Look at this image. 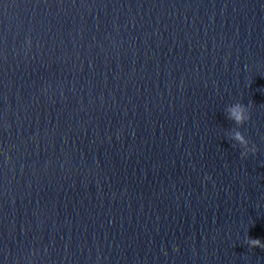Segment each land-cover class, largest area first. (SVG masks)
Returning a JSON list of instances; mask_svg holds the SVG:
<instances>
[{"label": "clouds", "instance_id": "9594fccd", "mask_svg": "<svg viewBox=\"0 0 264 264\" xmlns=\"http://www.w3.org/2000/svg\"><path fill=\"white\" fill-rule=\"evenodd\" d=\"M227 119L234 122L237 126L233 128L229 133V139L233 140L240 146L242 149L241 156L247 157L250 153L254 154L257 152L256 146L253 144L251 147L249 140L245 137V135L239 130V126H243L250 119L249 107L243 103H235L226 108ZM211 179V177H208ZM246 243L251 248H261L264 249V241L261 239H253L248 237L246 239Z\"/></svg>", "mask_w": 264, "mask_h": 264}]
</instances>
